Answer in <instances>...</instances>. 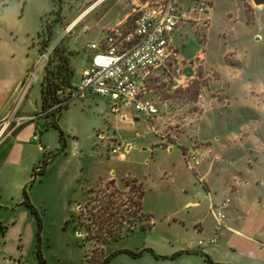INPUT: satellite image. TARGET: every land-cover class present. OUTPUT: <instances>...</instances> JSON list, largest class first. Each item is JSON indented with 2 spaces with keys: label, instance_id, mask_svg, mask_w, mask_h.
Listing matches in <instances>:
<instances>
[{
  "label": "rangeland",
  "instance_id": "374dc122",
  "mask_svg": "<svg viewBox=\"0 0 264 264\" xmlns=\"http://www.w3.org/2000/svg\"><path fill=\"white\" fill-rule=\"evenodd\" d=\"M199 1L209 2L212 6L208 29L202 27L200 30V35L206 37V45L204 39L200 43L196 35L191 34L195 45L185 47L184 51L191 53V48L194 52L204 51L205 69L210 73L220 75L226 68H231L224 75V83L232 80L233 69L242 70L243 79L251 82L253 90L260 94V89L264 88V7L253 10L249 3L257 5L248 0L245 2L247 13L243 0ZM94 2L0 0V36L4 38L9 54L0 79L8 81L19 71L23 61H28L27 70L31 69L38 56V33L47 25L54 24V40L65 35V43L70 50L80 54L72 60L75 70L71 81L73 89L79 88L82 67L89 60L87 44L100 42L106 33L103 27L108 26L120 12L119 6L115 5L118 0H109L93 9ZM58 18L61 28L56 25ZM71 26L73 28L66 33L65 30ZM54 44L55 41L48 49ZM43 75V71L37 75L34 71L28 73L23 88H27V92L16 103L13 101L12 109L16 105L18 107L21 101V110L26 109L28 114L41 111ZM209 79L211 77L203 79L200 85L195 83L186 90L175 91L181 93V98L194 101L191 105L187 103L193 117H205L202 124L196 125V130L201 132L200 141L211 143L208 147L213 155L210 159H202L198 172L204 176L211 164L213 167L206 181L213 202L226 198L232 200L234 208L230 214L228 209L226 211L219 242L226 247V254L221 259L230 255L235 260L236 255L230 245L252 243L253 247L264 252V108L260 110L257 105V108L251 109L250 105L244 104L251 100L245 99L243 94L239 95L241 100L237 105L233 101L235 97L231 98L230 106L224 105L229 104L224 97V103L218 102L216 89L219 91L223 85L214 86L211 90L205 88ZM164 86H159L158 91L155 89L159 96L157 102L173 95L166 93ZM241 89L242 86H238L235 90L238 93ZM205 90L208 94L200 104L195 105ZM219 94L222 96L225 91ZM254 97L257 102V97ZM110 109L111 105L102 97H73L68 101L67 108L61 111L59 129L46 130L43 118L32 122L41 124L42 130L36 133L47 138L53 147L45 150L47 158L42 155L40 159V166L45 167L46 172L38 174L35 180L32 178L26 188L40 221L30 208L23 205L17 206L15 214L13 212L19 222L9 229V234L16 231L9 238V244L12 250H23L22 264L38 261V227H41V253L48 264H100L111 251L117 249L149 251L140 258L118 254L106 264H172L171 256L176 250L186 245L199 246L200 240L205 241L213 233L216 221L210 213L209 193L188 170L182 149L177 145H173V152L165 147L152 148L160 141V136L151 131L150 121L144 115L134 117L133 123H114L112 117L115 114ZM165 109L162 104L159 105L163 118L160 128L168 117V113L164 114ZM11 119L9 126L0 123V141L10 137L17 129L15 117ZM138 135L141 138H137ZM115 138L132 145L130 154H124V159L112 153L115 147L119 148L120 154L126 152L118 142L113 141ZM52 153L56 155L49 160ZM111 170L113 176L110 175ZM110 177L116 180L119 187L107 183L96 189ZM128 179L129 183L131 179H136L143 184L142 218L138 215L135 219L132 215L136 211L134 204L138 201L135 196L139 192L135 189L137 184L132 193L123 190ZM24 191L12 189L9 192L14 198H23ZM188 199L196 200L198 206L184 208ZM78 205L83 207L81 211ZM254 206L257 209L246 223L247 212ZM236 207L239 209L236 210ZM231 219L234 223L230 222ZM199 224L203 227L200 233L197 232ZM109 227H123V239L105 243L103 239ZM128 227L135 228L130 231ZM209 247L205 241L203 248Z\"/></svg>",
  "mask_w": 264,
  "mask_h": 264
},
{
  "label": "crops",
  "instance_id": "0c3cea01",
  "mask_svg": "<svg viewBox=\"0 0 264 264\" xmlns=\"http://www.w3.org/2000/svg\"><path fill=\"white\" fill-rule=\"evenodd\" d=\"M92 1H95L94 2L95 5L94 4L92 5L94 9L97 7V5H100V4L103 5L109 0H92ZM195 2L205 3L209 6L208 12L204 15V18L207 19L206 25L196 24L194 22H184L171 35V42L174 46L177 47L179 51L180 63L183 64L182 68L184 69L185 74H187L189 77L194 79L192 85L195 83L200 85L201 84L200 82H202L203 79H206L208 77H211V79L208 80V86L205 88H209L211 90V88L214 86L223 85L221 86L222 88H220L219 91L218 89H216V96H219V98L218 100L215 98V100H217L218 102L222 101L224 103L223 101L224 100L223 97H224L226 101L229 102V104L224 103V105L230 106L231 98L233 97H235L233 98V101H236L235 105H237L236 103L241 100V98H239V95L243 94L245 96V99L249 98L251 100V102L244 103L245 105H250V107H252L251 109H253L254 107L257 108V105H258L259 107L258 109L261 108L260 110H262L264 108V88L263 89L259 88L260 94H257V90L256 91L253 90V86H252L253 84L243 79L242 70L238 68L233 69L234 75H232L231 77L232 80L231 81L227 80V82L224 83L223 82L225 80L224 75L225 73H227V71H230L231 68H226L225 71H223V73H221L220 75H218L217 73L216 74L210 73L205 69L204 62L206 61V55L204 51L197 50V52H194L193 50L194 48H191L193 51L191 53L184 51L185 47H191L195 45L194 40L191 39L190 37L191 34H193L194 36L196 35L200 43H202L201 39H204L205 41L204 45H206L205 34H204L205 38H203L200 35V30L202 27L208 29L209 18L212 16L211 15V10H212L211 4L209 2L199 1V0H179L178 1L179 5L182 8H189ZM243 2H244V6L247 12V5L245 2H249V1L243 0ZM138 3H139V0H118V2L115 5L119 6L120 12H118V14L109 22L108 26L103 27V29L106 31L105 36L107 32L113 29L114 27L120 24H125L129 22L131 20V16L133 15L134 10ZM249 5L252 6L253 10L254 9L259 10V8L264 7V6L255 7L252 3H249ZM248 17H249V14H248ZM59 21L60 19L58 18V20L56 21L57 27L59 26L58 25ZM52 26H53V37H54V32H55L54 28L56 26H54V24ZM39 33H38V47H39L38 56L35 62H33L32 67L33 65H35L34 66L35 75H37L38 72L40 71H43L45 75L44 68H37L39 58L42 55L41 53L42 52L41 51L42 39L39 38ZM46 38L47 37H45V39ZM104 38L105 37H103L100 42H102ZM3 39L4 38L0 36V72L4 71L6 62H8L9 60L8 49L5 48V41ZM64 39L65 37L62 40ZM56 41H59V40H55V42ZM100 42H91L89 44L100 43ZM89 44H87L86 46V50L88 51L87 59L89 60L82 67V76H83V72L88 67L89 62L92 57V52L88 49ZM71 49L73 50V48ZM28 67H29V62L23 61L19 71L17 73H14V76L9 78L8 81H3L0 79V121L8 119V118H12V117H15V119H19L23 117L38 116L39 114H42V110L41 111L38 110L34 114H28L26 112L27 111L26 109L21 110V107H22L21 101H19L20 104L18 107L16 105L15 108L12 109V106H11L13 101H15L16 103L17 100H19L18 98L21 99L24 93L27 92V88H25L24 90L23 88L25 87L26 79L29 77L28 73L31 72L32 70V67L30 70H27ZM161 85H165L164 87H165L166 93L173 94V95L167 98L165 101H160L161 102L160 103V102H157L159 101V96L156 94V91H158L159 86ZM238 86H242V89H241L242 91L237 93V90L235 89ZM220 91H225V94L220 96L219 94ZM180 94L181 93H176L175 89L172 88L170 77L166 73H163L162 71H158L155 73V75L152 77L150 81V91L147 95V98L156 104L158 110H159L160 104H162L166 108L165 109L166 112L164 114L168 113V117L165 118L166 122L164 120L162 124L163 125L162 128H160L159 126V123L161 122V120H163L162 116H160V110H159L158 115L152 118H149L144 113H138L132 110H129V111L123 110L119 114L113 113L115 114V116H113L112 118L115 119L114 123L119 122V123L126 124V122L133 123L132 119L134 117L140 118V115H144L150 121L151 131H153L154 133H157L160 136L159 137L160 141H157L156 144L152 146V148H155V146L157 147L159 146L161 148L165 147L167 151L173 152L174 150L173 145H177L182 149V155H183L184 161H185V157H184L185 153L194 151L199 155L201 159V163H202V159L204 158L210 159V157H212L213 155L212 150L208 147V145H210L211 143L207 141L205 142L200 141L201 132L199 130H196L197 128L196 125L202 124L205 120L204 119L205 117H201L200 119L193 117V114L190 113L191 107H189L188 104L190 105L191 103L194 104V101L192 100L189 101L187 99L181 98ZM206 94H208L207 91L206 90L203 91L200 96L201 99L199 100V102L195 103V105L200 104L201 101L206 96ZM254 95L257 97V102L254 100L255 98ZM90 96H93V95H90ZM187 106L189 107L188 109H187ZM42 116L43 115L39 116L37 120H39L40 118H43ZM32 122L33 121H28V122L23 123L20 127H18L13 132L12 135H10V137H7L0 141V264H22L21 258L23 257V250L19 249L15 251V250L10 249L11 245L9 244L10 243L9 238L12 236L13 233H16V231H11V233L9 234V229L11 228V226L19 222L17 218L15 217V215H13V212L15 214L17 206H20V205L25 206L23 204L24 197L14 198L15 196L9 191L12 189L21 191L22 189L27 188L29 181L32 178L34 179L33 177L34 169L36 167H40L42 163L40 161L41 156L44 155L43 157L45 158V156H47L45 150H48L51 147H53L47 138L40 137V145H42V147L44 148V151H40L39 144L33 141V136L37 134L36 132L38 130L39 131L42 130L40 129L41 124L37 123V125H35ZM44 123H45V119H44ZM159 128L161 129L160 132H159ZM137 138H141V136L138 135ZM120 139L115 138L113 139V141L118 142L119 145H121V147L124 148L126 152L120 154L119 148L115 147L113 149H116L118 152L115 155H120L121 158L124 159L126 158L124 154L126 155L130 154V151L132 150V145L131 143L129 142L125 143L124 141H122V139L121 140ZM77 149H78V145H76V151ZM52 154L53 156L51 158H53L56 155L54 153ZM185 164H186V161H185ZM199 166H201V164ZM198 167L195 169V171H191L189 167L187 166L188 170L193 172L194 175L197 177L198 181L202 182L204 186L206 187V190L208 191L209 193L208 195L210 198V213L212 214L211 207L218 205L224 202L225 200H222L221 202H218V203L213 202L211 192L209 190V183L206 181V178L210 175V171L212 170L213 166H211V164L209 165V168L205 170L204 176L199 174ZM112 171L113 170H111L110 172L111 176H113L114 174V172ZM131 180L135 181L137 185L142 186L143 197H144L143 184L137 181L136 179H131ZM32 181L34 182V180ZM107 183H111V184L118 186L116 184V180L110 177L103 184L99 185L96 189H98L101 186H104ZM123 190L125 192L129 191L130 187H128L126 184V187L123 188ZM227 199L230 200V203L228 204L225 210V213L226 211L229 210V214H230V210L233 209L234 207L231 205L232 200L230 198H226V200ZM142 205H143V198L141 200V211H140L141 214L143 215ZM252 205H256V204L253 203ZM197 206H198V202L196 200L188 199L185 202L183 207L190 209V208H195ZM78 208L80 211L83 209L81 205H78ZM235 209L238 210L239 207H236ZM255 209H257V207L254 206L253 208H250V210H248L247 218L245 219L246 223H248V221L251 220L250 219L251 214L253 211H255ZM230 222L234 223V220L231 219ZM150 224L151 223L148 222V225ZM199 225L200 227L197 229V232L200 233L203 231L202 230L203 227L201 224ZM216 227H217V222H216ZM214 232H215V229L213 230V233L209 236V238L205 240L206 242L214 235ZM219 237H220V234H219ZM219 237L215 245H209L210 249L203 248L205 246V241L203 240H200V241H203L204 245H199L198 243L199 246H187L186 245L184 247L179 248V250H176V252H174L171 256V260L174 261V263L172 264H211L210 262L214 264H241V263L261 264L262 262H264L263 261L264 252L262 250H259L258 247H253L252 243H249V244L243 243V244H240L239 246L236 245L235 247H232V245H230L229 248L232 249V253L236 255V259L232 260L230 255H227L224 259H221L223 258V254L224 255L226 254L225 253L226 247H225V244H222L219 242ZM148 250L149 249L141 250L144 252L142 253L140 257H142L144 253L148 252ZM150 251L152 255L158 258V256H156L152 250ZM122 254H126V253H122ZM37 262H34V263L31 262L28 264H40L39 260Z\"/></svg>",
  "mask_w": 264,
  "mask_h": 264
},
{
  "label": "built area",
  "instance_id": "2783aa9c",
  "mask_svg": "<svg viewBox=\"0 0 264 264\" xmlns=\"http://www.w3.org/2000/svg\"><path fill=\"white\" fill-rule=\"evenodd\" d=\"M178 1L139 0L129 22L109 30L102 42L89 44L92 57L83 72L81 85L71 91L72 98L98 96L109 102L112 113L132 110L152 118L158 115L159 110L147 95L150 81L156 72L166 73L173 89H188L194 79L185 74L179 51L171 42V35L184 22L206 25L204 15L209 6L195 2L189 8H182ZM69 31L65 30L66 33ZM64 37L62 35L59 41ZM59 41L40 56L37 68L45 67ZM59 94L64 95L63 91H59ZM41 115L44 114L14 119L15 129L25 122L37 120ZM11 120L8 118L0 123L9 126ZM33 141L39 144L40 151H44L38 133L33 136ZM112 153L118 152L112 149ZM184 157L191 171H195L201 164L199 155L194 151L185 153ZM229 203L227 199L211 207L217 227L214 235L206 242L208 245L217 243L225 225V210ZM199 245H204V242L200 241Z\"/></svg>",
  "mask_w": 264,
  "mask_h": 264
},
{
  "label": "trees",
  "instance_id": "16d2710c",
  "mask_svg": "<svg viewBox=\"0 0 264 264\" xmlns=\"http://www.w3.org/2000/svg\"><path fill=\"white\" fill-rule=\"evenodd\" d=\"M45 37L47 38L45 39ZM39 38L42 39L41 51L42 52L47 51L48 48L50 47V44L55 41L54 40L55 38L53 37V26L47 25L45 29L42 28V31L39 33ZM79 56L80 54L78 52L75 53L70 50V48L65 43V39H64L56 45V47L53 49L52 53L50 54L48 58V62L44 67L45 75L41 83V94H40L41 110H42V114H44L42 117L45 119L44 127L46 130H49L51 128L59 129L58 122L60 119L61 111L67 108L68 101L72 98L71 91L73 90V88H72L71 81L74 76V70H75L72 64V60L73 58H76ZM59 91H63L64 95H60ZM45 158H47V156H45ZM49 160H51V157H49ZM37 168H39L40 170L37 171ZM37 168H35L33 172L34 180L36 179L38 174H43L45 171V167L40 166ZM126 184L128 187H130L129 193H132L136 182L132 181L129 183V180H127ZM135 189L139 190V192L135 193V196L136 198H138V201L136 202V204H134L136 207L135 209L136 211L132 215L135 219H137L138 215H140L139 217L141 218L143 217V215L140 212L141 211V200L143 198V191H142L141 185H137ZM23 204L27 208H30L32 212L36 214L37 219L40 221V216L37 212V209L34 207L32 202L30 201L26 188L24 191ZM141 218H138V220H140ZM38 228H39V232L37 235L38 237L37 240H38L39 245L37 246L36 256L38 260L40 261V264H48L46 260L43 258V255L41 253V248H40L41 227H38ZM134 228L135 227H128V230L131 231ZM143 228L145 229V226ZM122 234H123V227H109L106 233V237L102 239L103 241H105V243L116 242V241L123 239ZM143 252L144 251L134 252L128 249H117V250L111 251L108 254V256L100 264L108 263L112 258L117 256L118 254L126 253L132 257L138 258L142 255ZM210 263L214 264L212 262Z\"/></svg>",
  "mask_w": 264,
  "mask_h": 264
},
{
  "label": "water",
  "instance_id": "95a60500",
  "mask_svg": "<svg viewBox=\"0 0 264 264\" xmlns=\"http://www.w3.org/2000/svg\"><path fill=\"white\" fill-rule=\"evenodd\" d=\"M253 1H254L255 5H257V6H264V0H253ZM34 66L35 65H33L31 72L34 71Z\"/></svg>",
  "mask_w": 264,
  "mask_h": 264
},
{
  "label": "bare ground",
  "instance_id": "6f19581e",
  "mask_svg": "<svg viewBox=\"0 0 264 264\" xmlns=\"http://www.w3.org/2000/svg\"><path fill=\"white\" fill-rule=\"evenodd\" d=\"M94 5H95V4H94ZM81 18H82V17H81ZM72 28H73V26L69 27L68 30H69V29L71 30Z\"/></svg>",
  "mask_w": 264,
  "mask_h": 264
}]
</instances>
